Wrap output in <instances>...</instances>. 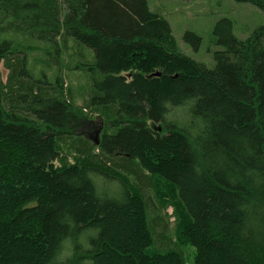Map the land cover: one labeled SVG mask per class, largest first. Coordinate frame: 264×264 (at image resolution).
Here are the masks:
<instances>
[{
    "label": "trees",
    "instance_id": "obj_1",
    "mask_svg": "<svg viewBox=\"0 0 264 264\" xmlns=\"http://www.w3.org/2000/svg\"><path fill=\"white\" fill-rule=\"evenodd\" d=\"M149 5L0 0V264H185L151 209L157 178L188 219L193 264H264V26L238 40L218 21L208 69ZM66 56L82 106L63 89Z\"/></svg>",
    "mask_w": 264,
    "mask_h": 264
},
{
    "label": "rangeland",
    "instance_id": "obj_2",
    "mask_svg": "<svg viewBox=\"0 0 264 264\" xmlns=\"http://www.w3.org/2000/svg\"><path fill=\"white\" fill-rule=\"evenodd\" d=\"M151 9L158 11L169 23L172 35L176 41L177 47L182 54L192 60L205 65L208 69L214 67L213 54L222 51L223 48L215 44L214 29L221 19H229L232 22V33L238 40H244L249 37L258 27L264 26V13L250 4L237 3L234 0H148ZM192 32L197 35L201 41L197 50H194L185 40L184 35ZM74 50L72 49L70 53ZM33 58L37 60L38 54L34 53ZM64 63L60 65L62 71L60 75L63 78V89L66 95H72L77 105L82 106L85 99L86 85L84 74L78 71L64 70L65 67L72 68L77 63L74 57L63 59ZM66 62V63H65ZM0 74L2 81L7 78V70L4 65H0ZM50 79L53 73H48ZM51 81V80H50ZM177 109V114L183 121V111ZM175 113L169 115L173 118ZM187 119V117H186ZM97 127L99 120H93ZM91 138H95L94 134ZM60 156L72 160V155L67 148L60 150ZM96 192L99 195L114 196L111 192V185H103L102 178L96 175H90ZM150 193V203L152 212L156 217H161L167 223L169 236L173 241L180 244L184 252L185 264H193L195 249L192 248L183 237V232L188 226V219L178 203L174 188L163 179L157 178ZM158 217V218H159Z\"/></svg>",
    "mask_w": 264,
    "mask_h": 264
}]
</instances>
